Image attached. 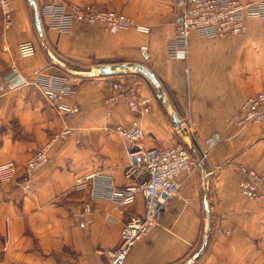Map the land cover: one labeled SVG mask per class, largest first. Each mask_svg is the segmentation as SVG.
I'll return each mask as SVG.
<instances>
[{
  "label": "crops",
  "instance_id": "crops-1",
  "mask_svg": "<svg viewBox=\"0 0 264 264\" xmlns=\"http://www.w3.org/2000/svg\"><path fill=\"white\" fill-rule=\"evenodd\" d=\"M84 1L123 8L152 32L138 34L133 28L112 32L102 24L68 31L53 27L41 14V35L29 0H11L9 26L0 11V163L13 160L21 168L52 129L75 131L53 151L29 189L18 180H0V264H107L106 251L119 243L124 220L143 210L139 196L124 212L102 200L96 202L93 221L76 216L83 202L90 200L89 188H75L80 177L96 172L118 186L128 181L130 143L115 128L129 124L136 115L114 87L119 81L138 83L151 97V110L138 117L146 132L142 145L169 146L186 137L194 155L203 158L202 165L183 178L180 192L168 200L158 224L136 243L124 264L264 263V205L239 190L246 170H264V123L239 124L233 117L250 95L264 87V14L247 16L241 34H192L189 56L179 60L170 54L168 42L181 16L182 0ZM36 2L41 9L46 0ZM26 40L37 44V51L28 57L18 50ZM142 44L148 45L147 51ZM61 57L91 66L148 65L164 84L181 123H173L140 74L86 76L63 67L70 76L57 61L62 62ZM14 70L24 82L11 86L13 79L7 76ZM55 79L73 88L69 99L73 113L65 119L42 92L41 85ZM215 132L222 139L206 151V140ZM106 212L114 218L106 217Z\"/></svg>",
  "mask_w": 264,
  "mask_h": 264
},
{
  "label": "built area",
  "instance_id": "built-area-1",
  "mask_svg": "<svg viewBox=\"0 0 264 264\" xmlns=\"http://www.w3.org/2000/svg\"><path fill=\"white\" fill-rule=\"evenodd\" d=\"M183 9L176 22L174 36L169 41L172 57L186 60L189 55L188 39L196 33L201 36L224 37L229 34H241L246 30V17L264 14V0L245 2L244 0H182ZM38 5V4H37ZM39 14L50 19L55 27L67 29L74 21L82 24H102L107 30L119 32L123 27L134 24L129 17L112 8H104L94 3H74L62 0H46L43 7L38 6ZM0 11L4 15L5 25L11 18V0H0ZM144 33L150 31L146 24H134ZM18 50L24 57L32 56L37 51L36 42L26 40L19 43ZM119 94L125 98L129 109L136 118L129 124H119L116 132L129 143L128 163L125 167L126 184L118 186L106 180L96 172L89 173L77 180L76 189H90V200H85L76 214L86 222L93 220L94 202L109 200L116 211L124 212L135 204L138 197L143 199V210L129 213L121 229L119 243L107 249V264H124L137 242L158 224L160 215L166 210L168 200L180 192L183 178L202 165L203 158L196 157L182 142L169 146L155 145L146 147L142 140L146 132L139 121V116L152 108L150 96H140L134 83L119 81L114 84ZM48 102L59 115L70 116L73 106L68 101L73 90L66 83L56 84L55 80L43 86ZM114 97L107 100L109 108ZM111 110L109 109V112ZM239 124L264 123V87L250 95L233 115ZM69 129L55 132L39 150L30 156L25 166L26 173L33 175L50 161V149L56 141L63 138ZM219 132L213 133L206 140V151L212 149L220 140ZM13 162L0 164V174L13 175ZM92 179L88 184V180ZM240 193L249 200L264 205V170L248 169L239 182ZM91 215V216H90ZM106 217L114 218L106 212ZM264 264V263H261Z\"/></svg>",
  "mask_w": 264,
  "mask_h": 264
},
{
  "label": "rangeland",
  "instance_id": "rangeland-1",
  "mask_svg": "<svg viewBox=\"0 0 264 264\" xmlns=\"http://www.w3.org/2000/svg\"><path fill=\"white\" fill-rule=\"evenodd\" d=\"M62 1H66V2H74V3H87L86 1H84V0H62ZM88 3H92V2H88ZM95 5H97L96 3H94ZM97 6H99V5H97ZM99 7H101V6H99ZM112 9H116V10H118V11H120V12H122V13H124V14H126L128 17H129V19H130V21L132 22V23H134V24H144V23H138V22H136L133 18H132V16H130L126 11H124L123 10V8H112ZM41 16V15H40ZM179 19H177V21H178ZM176 21V22H177ZM176 22H175V27H176ZM134 24H130V25H127V26H125V27H123V29H125V28H133L138 34H146V35H149L151 32H152V28L150 27V31L148 32V33H144V32H140V31H138L136 28H135V26H134ZM83 25H95V23L94 24H82V22H80L79 20L78 21H74L73 22V24H71V26L69 27V28H67V29H62V28H60V29H62V30H68V31H70V30H73L74 28H76V27H80V26H83ZM53 27H55V26H53ZM57 28H59V27H57ZM123 29H121L120 31H122ZM119 31V32H120ZM41 33V35H42V32H40ZM174 36V35H173ZM172 36V37H173ZM171 39V38H170ZM170 39H169V41H170ZM43 40V39H42ZM189 40V39H188ZM44 41V48H45V40H43ZM42 41V42H43ZM168 44H169V42H168ZM37 45V44H36ZM48 47L46 46V49H47ZM189 48V47H188ZM141 49L143 50V51H147V49H148V45L147 44H142L141 45ZM189 56V55H188ZM62 58V57H61ZM69 58V57H68ZM63 59V61L61 62V60L60 59H58L57 61H58V63H59V65H61L62 66V70L66 73V74H69L70 76L71 75H73V74H71L70 72H68V71H66L64 68H68V69H70V71H72V70H74L75 72H79V73H82V72H84V71H87V70H89L90 69V66L91 65H85V64H82V63H78L77 61H68L67 59H65L64 60V58H62ZM70 59V58H69ZM66 63H65V62ZM64 67V68H63ZM112 77H117V76H112ZM137 78V80H143V78L142 77H140V76H137L136 77ZM55 82H56V84H62V83H66L67 85H69L70 86V88L73 90V88H72V86L69 84V82H66L65 80H63V79H55ZM127 83H129L128 81H127ZM131 84H132V82H131ZM45 85H47V83L46 84H42L41 85V88H43V86H45ZM135 86H136V89H137V91H138V93L140 94V96H144V94H143V92L140 90V88H139V85H138V83H136L135 84ZM43 92V91H42ZM73 94V93H72ZM72 94H71V96L68 98L67 97V99H68V101H69V99L72 97ZM145 97V96H144ZM57 113V112H56ZM57 115L59 116V117H62V119H65L66 117H70V116H72V114L70 115V116H62V115H59L58 113H57ZM65 128H67V129H69V132L63 137V138H61L60 140H58V141H56V143L51 147V149H50V160H51V154L53 153V151H55V150H57L58 149V147H59V145H61V144H63L64 142H66L68 139H69V137L70 136H74L75 134H74V130L72 131V129L70 130V128H68V127H64V128H58V129H56V130H54V129H52L51 130V132L50 133H48V137L41 143V144H39V145H37V147H34L33 148V150L31 151V153H30V156L32 155V154H34L37 150H39L49 139H51L52 138V136L55 134V132H59V131H61V130H63V129H65ZM177 130H179V128L177 127ZM77 135V134H76ZM78 136V135H77ZM186 137H181L179 140H178V142H182L183 144H185L190 150H193V147H192V145L190 144V143H188V142H190L189 140H188V142L187 141H185L184 139H185ZM79 139H80V136H79ZM187 140V139H186ZM78 141H80V140H78ZM78 146H80V142L77 144ZM30 156H29V158H30ZM28 158V159H29ZM28 159L26 160V162L24 163V165L23 166H21V168H19V166H18V164L15 162V161H13V160H7V161H3V162H1L0 164H2V163H6V162H13L14 163V167H15V171H14V174L13 175H9V176H4V175H2V174H0V180H18L19 182H20V184L25 188V189H29L30 188V186H31V182H32V179H33V177L35 176V174L38 172V171H40L42 168H40L39 170H37L33 175H28L27 173H26V170H25V166H26V164H27V161H28ZM50 162V161H49ZM47 165V164H46ZM45 165V166H46ZM81 178V177H80ZM109 201V200H108ZM96 206V203L94 202V207ZM94 210V209H93ZM93 214H94V211H93ZM93 214H91L92 216H93ZM76 216H78V215H76ZM106 216V215H105ZM79 217V216H78ZM79 219H81L80 217H79ZM83 220V219H82ZM93 220H94V218H93ZM92 220V221H93ZM84 221V220H83ZM86 222V221H85ZM91 222V221H90Z\"/></svg>",
  "mask_w": 264,
  "mask_h": 264
},
{
  "label": "water",
  "instance_id": "water-1",
  "mask_svg": "<svg viewBox=\"0 0 264 264\" xmlns=\"http://www.w3.org/2000/svg\"><path fill=\"white\" fill-rule=\"evenodd\" d=\"M35 9V24L39 32L43 31L42 17L39 14L38 5L36 0H29ZM125 73H137L143 76L151 85L154 90L157 99L163 105L168 112L171 120L174 124L179 125L181 118L178 115V111L174 107L171 98L156 73L146 64L140 62H112V63H97L91 66V68L83 73L86 76H110L119 75ZM7 79H13L10 82L11 86H16L24 82L23 77L18 73L17 70L12 71Z\"/></svg>",
  "mask_w": 264,
  "mask_h": 264
}]
</instances>
